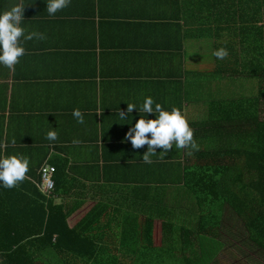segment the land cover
<instances>
[{
	"label": "crops",
	"instance_id": "1",
	"mask_svg": "<svg viewBox=\"0 0 264 264\" xmlns=\"http://www.w3.org/2000/svg\"><path fill=\"white\" fill-rule=\"evenodd\" d=\"M20 2L0 0V13ZM22 2L25 33L46 39L22 40L26 54L14 71L0 65V158L29 160L26 179L14 188L0 183V193L36 204L39 170L52 165L57 190L47 198L74 217L194 220L192 172L216 152L220 158L227 112L244 98L264 101V66L254 57L264 54V0H71L55 15L47 0ZM220 48L223 60L213 55ZM147 97L181 109L198 151L173 146L143 162L147 148L124 137L141 116L156 118L138 109ZM127 103L137 109L121 120ZM48 131L58 139L49 141Z\"/></svg>",
	"mask_w": 264,
	"mask_h": 264
},
{
	"label": "trees",
	"instance_id": "2",
	"mask_svg": "<svg viewBox=\"0 0 264 264\" xmlns=\"http://www.w3.org/2000/svg\"><path fill=\"white\" fill-rule=\"evenodd\" d=\"M259 46L264 49V24ZM254 57L264 66V54ZM262 98L234 102L220 158L216 152L204 159L209 166L192 172L194 220L97 221L64 213L47 198L57 188L49 196L39 191L34 205L14 193H0V264H214L225 246L222 223L228 205L246 227L247 238L240 241L264 258Z\"/></svg>",
	"mask_w": 264,
	"mask_h": 264
},
{
	"label": "clouds",
	"instance_id": "3",
	"mask_svg": "<svg viewBox=\"0 0 264 264\" xmlns=\"http://www.w3.org/2000/svg\"><path fill=\"white\" fill-rule=\"evenodd\" d=\"M70 2L71 0H47L46 10L49 15H55L58 11L68 7ZM24 12L25 4L21 0L20 3L0 13V65L11 71L15 70L20 58L26 54L22 40L46 39L43 33H25V29L21 26ZM213 55L223 60L228 56V52L225 48H220L213 52ZM134 109H137L135 104L127 103L126 110H118L119 118L126 120ZM138 109L140 113H145L147 116L152 113L156 114L154 119H145L141 116L124 137V140L131 143L133 149L147 148L142 156L143 162L152 163L151 158L156 155L158 149L162 154H166L175 146L177 149L187 150L186 154L189 156L193 154V151L199 150V145L194 139V130L180 108L173 107L171 111H168L160 103L154 104L152 97H147ZM96 115H103L101 109H97ZM73 116L79 123H84V115L79 109L73 111ZM46 138L49 141H55L58 139V133L48 131ZM12 143L15 141L13 140ZM28 171L29 160L26 157L10 155L0 158V183L6 188L17 187L26 179Z\"/></svg>",
	"mask_w": 264,
	"mask_h": 264
},
{
	"label": "rangeland",
	"instance_id": "4",
	"mask_svg": "<svg viewBox=\"0 0 264 264\" xmlns=\"http://www.w3.org/2000/svg\"><path fill=\"white\" fill-rule=\"evenodd\" d=\"M196 200L197 197H194V201ZM192 224H196V221ZM222 224L224 225L222 238L225 246L218 255V262L214 264H264L262 253L257 252L256 249L247 248L240 241L243 236L247 238L246 227L229 205L225 210ZM229 233H232L235 237Z\"/></svg>",
	"mask_w": 264,
	"mask_h": 264
},
{
	"label": "built area",
	"instance_id": "5",
	"mask_svg": "<svg viewBox=\"0 0 264 264\" xmlns=\"http://www.w3.org/2000/svg\"><path fill=\"white\" fill-rule=\"evenodd\" d=\"M57 168L52 165H43L40 170V181L36 182V186L44 195H52L56 189L55 175Z\"/></svg>",
	"mask_w": 264,
	"mask_h": 264
}]
</instances>
